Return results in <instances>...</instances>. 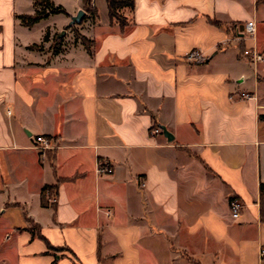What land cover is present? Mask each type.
Wrapping results in <instances>:
<instances>
[{"label":"crops","instance_id":"1","mask_svg":"<svg viewBox=\"0 0 264 264\" xmlns=\"http://www.w3.org/2000/svg\"><path fill=\"white\" fill-rule=\"evenodd\" d=\"M51 1L0 0V264H264V0Z\"/></svg>","mask_w":264,"mask_h":264},{"label":"trees","instance_id":"2","mask_svg":"<svg viewBox=\"0 0 264 264\" xmlns=\"http://www.w3.org/2000/svg\"><path fill=\"white\" fill-rule=\"evenodd\" d=\"M84 4V10L93 19L98 17V11L95 7V0H82ZM109 10V17L111 24H118L122 29L130 24V17L126 15V12L132 11L135 6L134 0H106ZM34 5L37 7L36 12L33 15H19L18 18L25 26H33L43 18L48 17L51 14L66 13L65 9L61 5H55L51 0H34ZM49 32L45 35V40H48ZM76 40H81L87 49H90L91 41L86 37L76 36ZM37 47V46H36ZM56 52V51H55ZM261 119H264V115H261ZM51 196L56 195V186H46L42 192L43 204H46V193ZM261 194L264 199V184L261 185Z\"/></svg>","mask_w":264,"mask_h":264},{"label":"built area","instance_id":"3","mask_svg":"<svg viewBox=\"0 0 264 264\" xmlns=\"http://www.w3.org/2000/svg\"><path fill=\"white\" fill-rule=\"evenodd\" d=\"M254 33H255V22L248 21L246 25L244 26L243 34L247 36H253ZM243 53L246 57L250 58V60L255 64L264 61V55L256 47L245 48ZM188 58L193 61L203 60L202 54L197 50L191 51L188 55ZM244 95L245 97H249L248 94H244ZM36 143H37L36 147L42 151H45L51 148L53 144L52 140L47 138L44 135L36 136ZM98 171L99 173L110 174L113 172V167L109 165L107 162L100 160L98 163ZM51 199L53 201H56L55 197H52ZM242 208H243V204L241 203V201H239L236 198L231 200V210H232V216L234 218L239 217L240 210ZM259 256H260L261 261H264V245L260 248Z\"/></svg>","mask_w":264,"mask_h":264},{"label":"water","instance_id":"4","mask_svg":"<svg viewBox=\"0 0 264 264\" xmlns=\"http://www.w3.org/2000/svg\"><path fill=\"white\" fill-rule=\"evenodd\" d=\"M85 14L86 12L84 10H79L77 12L76 15H73L71 16V21L69 22V25L68 26H72V25H75V24H80L82 22V20L84 19L85 17ZM242 31L244 30V25H242ZM65 30L62 31V33L59 35V36H64L65 35ZM161 129L164 133V135L167 137V139L169 141L173 140L174 136L171 132L168 131V129L164 126V125H161Z\"/></svg>","mask_w":264,"mask_h":264},{"label":"rangeland","instance_id":"5","mask_svg":"<svg viewBox=\"0 0 264 264\" xmlns=\"http://www.w3.org/2000/svg\"><path fill=\"white\" fill-rule=\"evenodd\" d=\"M70 0L66 1L67 3H69ZM127 13V12H126ZM130 17V16H129ZM74 36H75V39H76V36H79V37H82L83 35L81 34V32H79L78 28L76 30H74ZM85 37V36H84ZM81 41V40H80ZM82 42V41H81ZM83 43V42H82ZM51 45H56V43H53ZM55 47V46H54Z\"/></svg>","mask_w":264,"mask_h":264}]
</instances>
